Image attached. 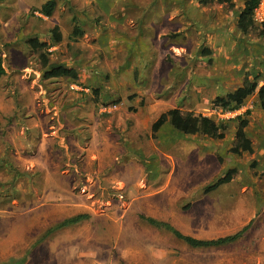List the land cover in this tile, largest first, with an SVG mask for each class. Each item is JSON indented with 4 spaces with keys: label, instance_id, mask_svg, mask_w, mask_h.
Here are the masks:
<instances>
[{
    "label": "rangeland",
    "instance_id": "obj_1",
    "mask_svg": "<svg viewBox=\"0 0 264 264\" xmlns=\"http://www.w3.org/2000/svg\"><path fill=\"white\" fill-rule=\"evenodd\" d=\"M48 1L0 0V264H264V109L257 93L214 105L264 75V39L238 29L245 1L56 0L50 18ZM43 56L78 79H45ZM175 108L224 123L225 138L154 133ZM244 119L253 152L236 154ZM145 217L200 240L249 229L192 248Z\"/></svg>",
    "mask_w": 264,
    "mask_h": 264
},
{
    "label": "trees",
    "instance_id": "obj_2",
    "mask_svg": "<svg viewBox=\"0 0 264 264\" xmlns=\"http://www.w3.org/2000/svg\"><path fill=\"white\" fill-rule=\"evenodd\" d=\"M233 0H200V3L203 5H212V4H228L232 5ZM244 8L239 13V20H238V29L244 35H251L256 33L259 38L264 39V22L259 24L255 23V11L260 5V0H244ZM57 1L56 0H49L46 2L39 13L45 17H52L56 11ZM53 37L55 43H61L63 41V35L59 31L58 27H55L53 30ZM84 35L83 30L80 28L79 25H76L72 32V37L70 39L76 41L80 37ZM32 48L40 50V49H49L48 43H41L37 39H32L30 41ZM68 50L73 52L72 44L68 45ZM78 55L81 52H76ZM44 59V66L47 68L46 72L44 73V78L47 80L51 79H59V78H72L77 80L78 79V72L74 68H69L65 65H50L48 58L45 56L42 57ZM7 75V69L5 66V60L0 55V81ZM264 77L262 73L252 72L248 73L244 79V83L241 87H239L236 91L228 94L224 98H217L214 101V105L217 108H221L223 110H238L244 104L245 101L250 98L251 96L255 95L256 93L259 96L262 108L264 109V85H261V79ZM171 123L173 128L184 134V135H206L212 137L214 139H224L225 138V131H227V126L224 123L218 124L213 119L203 116L197 115L192 112H187L182 110L181 108L172 109L160 116V118L155 122L153 125V132H159L162 127L167 124ZM249 123L247 119L241 121L238 130H237V144L232 148V152L236 154H241L243 152L252 153L253 147L251 141L248 139L246 135V128L248 127ZM233 170L230 171L223 179H221L216 185L207 187L205 192L211 193L218 189L220 186L224 184H228L233 180ZM90 218L89 215H79L73 218L67 219L58 225L56 228L52 229L50 232L57 230V229H64L71 227L73 225H77L85 220ZM146 223L149 225L160 229L165 230L172 233L177 239L182 240L187 245L192 248H214V247H221L224 245H228L231 243L236 242L239 240L249 229V226L245 227L242 231L238 232L235 235L228 236L225 238H220L217 240H200L193 238L191 236L184 235L175 227H173L168 222L159 221L157 219L151 217L144 218Z\"/></svg>",
    "mask_w": 264,
    "mask_h": 264
},
{
    "label": "built area",
    "instance_id": "obj_3",
    "mask_svg": "<svg viewBox=\"0 0 264 264\" xmlns=\"http://www.w3.org/2000/svg\"><path fill=\"white\" fill-rule=\"evenodd\" d=\"M255 21L264 22V0H260V5L255 11Z\"/></svg>",
    "mask_w": 264,
    "mask_h": 264
}]
</instances>
